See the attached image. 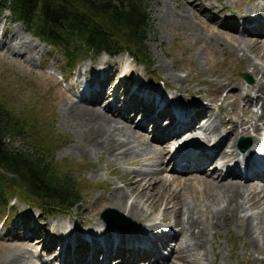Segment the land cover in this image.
<instances>
[{"label":"bare ground","instance_id":"bare-ground-1","mask_svg":"<svg viewBox=\"0 0 264 264\" xmlns=\"http://www.w3.org/2000/svg\"><path fill=\"white\" fill-rule=\"evenodd\" d=\"M247 1L248 4L246 5V8H244V14H242L240 21L246 25L241 30V32H245L244 34L246 35H242L245 38L243 41L244 43H249H247L249 46L248 49H250L251 52H253L252 49L258 50V48L263 47V53L260 55H258L256 51L253 53L264 62V0ZM187 2L190 7H194V9L198 10V17L201 20H208V25L204 23L205 26H202L204 30H210V27L216 25L218 18L213 9L211 12L212 17H209L207 15L209 10L204 7L205 5L195 4L197 3V0H192V2L191 0H187ZM186 13L188 14V12L183 11L181 16L184 25H188L189 22H192L194 17V13L189 12L188 15ZM223 21L224 23H228V25L234 23L236 25V23H238L234 19L228 22L223 19ZM224 26L225 27L221 24V28L216 29L217 32L208 31V38L215 46L223 44L221 50H224V48L228 46L225 41L226 38L237 42L234 35L236 27L234 29L230 28L231 30H229L228 26ZM190 27L194 33H201L202 31L200 29L201 26L198 24H191ZM5 32H7V30L4 26H1L0 37L2 39L0 38V48L4 47L7 52L13 50L15 51L14 53H19L16 49L21 50L24 46H31V44L34 46L36 45L37 47L39 46V49L45 47L40 40L30 33L27 39L19 35L18 32H15L16 35H18V41L11 46L5 43L7 42V36L3 35ZM23 54L17 55L23 56ZM102 54L105 55L106 53ZM121 55H124L122 56L123 59L127 57L129 60V57L126 56V54H120L117 57ZM247 60L249 64L247 65V68L252 75L255 76L256 81L255 84L248 86L244 92L239 88L241 85L240 81H217L219 82L217 89L223 90L228 87V93L224 97L225 100L230 101L228 104H235L240 100L244 101L243 111L245 115L243 117H237L235 119L236 121L230 118L225 120L222 115L218 114L220 110L218 113H215L210 109L211 107L207 105L194 106V108L197 109L190 116L185 112L193 109V107L188 110L186 107L185 109L180 108V110H176L177 116H175L174 111L168 107V104L178 103L177 100H166L165 98L168 97L165 91H161L158 87H153L155 85L150 87V83L147 80L142 81L137 75L136 70H134L137 68L142 71L141 65L138 66L136 64L129 66V70L121 76L118 73L119 70L116 69L119 65L118 63L111 60H101L96 65V69H93L94 72L90 71L91 76L86 75V78H89L87 81L81 79V75H79V84H81L82 87L80 94H83L85 100L79 99L76 102H66L63 104L60 109L62 122L65 127L73 130L81 140V142L79 140L77 141L78 145L75 150H82L89 146L91 152L106 154L107 158L110 160L128 161L134 164L140 162H152L155 166H159L160 170H158L157 173L154 172L158 178L161 177L159 175L167 172L168 160L164 163L162 159L166 157L167 152H169L171 148V144L180 138L178 137L180 133L168 135V132L171 131L170 128L160 133L161 131L158 130L159 126L156 124L159 119V122L166 123V119L172 120L177 118V121L180 122V126L176 130L182 128L183 131L187 130V132L193 131L200 132L203 135L207 134L205 135L206 140L209 139V141V137H211L209 130L213 132L215 136L213 137L212 142L214 143L211 145L216 148V150L209 159L211 160L212 157H214V161L223 160L224 162L222 164L229 163L231 157L235 159L237 146H234L238 136L252 134V142L248 144L242 143L243 145H241L242 148H245L244 151H247L244 156H249L251 158L250 155H252L253 149L248 150V147H250L251 144L252 148H255V146H263L264 64H258L250 58ZM120 62H122V60H120ZM108 80H114L112 85L114 90L116 89L115 91H113L112 88L107 89V84L109 83ZM151 88L153 90V95L150 94L149 91L147 92V89L151 90ZM120 90L122 91V97L116 94V91ZM197 91L199 90L197 89ZM252 91L254 92L253 96L251 95ZM161 99H163V102L158 108ZM189 99L190 104L197 103V100H192L191 96H189ZM181 100L182 103H186L183 101V98ZM104 102L107 103V106L101 110L98 106L101 107V104L103 105ZM256 104H261L259 111L252 108V106H256ZM223 111L225 110L223 109ZM136 112H138L141 118L142 116L143 118L145 117V121L144 123H140L141 125L133 122L131 123V115ZM150 116L152 120H157L155 125L151 127V139L147 137L148 129L145 126L146 122L150 121ZM198 118H203L200 122L204 121L206 126L204 125L205 123L201 124L196 122ZM161 119L164 120L161 121ZM226 127H228L229 130H227ZM159 128L165 127L161 126ZM223 131L224 134L221 135ZM200 144L205 143L202 142ZM195 145L196 143L191 145V147L185 151L194 150ZM226 148H231V150H226ZM238 155H240V153H238ZM175 159L177 162H184V160H189L190 157L187 158V152H178L175 154ZM196 159L197 158L195 157L194 160ZM171 160L173 159L171 158ZM247 162L249 163L248 160ZM194 166L195 165H192V163H185L181 166L182 169L178 172L172 167L171 172H174L178 176L167 175L159 180L158 185L161 184L162 188L169 190L170 198H168V200H177L176 205H178H172L171 207L165 208L161 212V217L152 218L151 215L146 213L147 207L152 206L154 202L152 196H147L144 199L147 191L152 192L153 195H157L151 183L146 188H143L141 185V181H143L142 179L137 180L130 175H126V177L119 176L127 184V187H130L129 191L131 193L136 192V198L139 196L138 198H140V201L146 204V206H141L139 201L129 200L128 198L131 193L125 192L121 188L115 189V192L108 198L102 196L99 200L100 206H107L106 208L108 209L113 207L126 216L135 217L138 223L132 225L127 230H118L114 232L111 228L108 229V225H104L103 221L99 219L94 221L93 225L90 227H85L87 229L86 231H77V228L75 227L71 231L65 230L64 232H60L49 241V237L46 235L48 232L45 233V226L47 223L37 225L34 220L30 219V217H25L26 219H22L16 224L19 231L24 229L25 235L23 238L17 237L15 239L23 242H15L14 244L8 245L11 250L2 262L4 261V264H12V262L16 261L18 264H31L26 262L33 258V254L29 251H25L26 247L28 245H41V251L45 250L46 252L47 250H52L51 254H53V256H57V253L59 252L58 258L61 261L59 264H82V262L79 263V254L77 251L78 244L74 242L77 237H85L100 242L104 239V246H109V252L107 254L104 253V256H99V264H111L112 259L115 261L114 264H165V262L168 263V261H171L170 258L173 256L176 258L177 255H182L185 258L186 252L197 253L201 251L205 256L208 252L205 249L206 243H211V238L214 236L213 234L225 232L231 227H235L242 233L244 239L247 240L251 250L259 255L257 260L261 264H264V181L260 180L262 182H251L245 180L243 182L240 177L230 172V168H227V172L222 174L217 171L216 166H214L213 170L210 172L206 171V167L199 169L196 173L186 174L184 172V170L187 171V169H191ZM248 167H250V165ZM187 175L192 176L189 177ZM156 182L155 179L153 184ZM198 183L203 184L201 185L203 196L204 189H210L207 203L203 200H196L193 195L196 186H198L196 184ZM137 187H141L140 190H137ZM185 196L186 200L189 202L185 201ZM179 202L184 203L179 205ZM256 207H259L260 209H258L260 211H257L256 213L247 212V209ZM152 211L153 210H151V212ZM170 213H173L172 221L168 218ZM207 217L210 219L209 222H207ZM59 225H62V223H59ZM103 225L105 227H103ZM95 226L102 227L101 232H93L91 228H95ZM135 236H145L147 239L146 244L150 245L152 249L155 248L160 250L162 248H168V246L173 244L174 241H176L174 244L176 247L169 249V251H171V256L168 258L162 257V254L155 255L156 252L153 250L150 253L148 251L149 249H143L141 247L138 249L132 247L125 249L126 244L123 243L128 240L136 239ZM209 237L211 238L209 239ZM111 238L118 239L119 245L113 246L110 244L109 242ZM100 250L99 247L95 248L96 253ZM123 253L127 254L124 256ZM136 253L137 255H134ZM55 258L56 257H53V259ZM21 261L25 262L22 263ZM43 262H45L44 264H49L48 261ZM92 262H94L93 264H97L96 259Z\"/></svg>","mask_w":264,"mask_h":264},{"label":"rangeland","instance_id":"rangeland-1","mask_svg":"<svg viewBox=\"0 0 264 264\" xmlns=\"http://www.w3.org/2000/svg\"><path fill=\"white\" fill-rule=\"evenodd\" d=\"M145 1L148 5L147 10L151 25L146 32V38L143 42L146 45V70L143 66H141L142 71L137 68L134 69L139 78L142 81L147 80L148 82H151L156 77L159 78L160 80L154 85L161 91H165L170 100L175 99L179 104L187 106L186 108L196 105H207L215 113H218L220 110L218 114L222 115L225 120L230 118L236 121L235 119L237 117H243L245 115L243 111L244 101L240 100L238 103L228 104L230 101L224 99L228 93V87L223 90L217 89L219 84L217 81H240L241 85L239 88L244 92L248 86L255 84L256 81L255 76L247 68V65H249L247 59L250 58L258 64H264L253 53L256 51L260 55L263 53V47L258 48V50L252 49L253 52H251L248 49L249 43L247 42V44L243 41L245 38L242 35H245V32L240 31L241 27H239V24L236 23L235 25L234 23L228 25V23H224L223 21V19L226 22L234 19L240 22L248 1L197 0L195 4L205 5L204 7L209 10L207 12L209 17H212V9L216 12L218 20L214 27H210V30H204L202 28V26H205L204 23H208V20H201L198 17V10L190 7L187 0ZM183 11L188 12V14L189 12L194 13L193 21L189 22L188 25L183 24L184 21L181 17ZM191 24L200 25L201 33H194L190 29ZM221 24L223 27H225L224 25L228 26L229 30H231L230 28L234 29L236 27L234 35L237 42L226 38L225 41L228 46L224 48V50L226 49L225 51L221 50L223 44L215 46L208 38V31L217 32L216 29H220ZM1 26H4L7 30L3 34L7 36V42L5 43L11 46L18 41L17 32L24 38L29 36L24 24L20 21L13 20L10 17L8 9L0 11V28ZM44 46L43 49H39V46L37 47L31 44V46H24L21 50L16 49L19 53H14L15 51L13 50L7 52L4 47L0 48V103L12 115L18 118H25L32 125L36 124V126L28 130L31 135L35 134L34 136L39 140L46 139L47 143L50 142V136H52L56 147L52 150L51 155L53 156L54 162L58 163L55 166L56 171L58 174L69 172L73 179L79 183V188L77 189L80 193V198L79 201L74 203L65 212L59 213L57 211V213H52V215H46L37 209L39 207L33 205L34 200L31 198H27V200L22 196V190H20L21 196L15 191L9 199L8 206L0 208V264H4L2 260L5 259V256L11 250L8 245L14 244L15 242H23L15 239L17 237L23 238L25 235L24 229L21 228L23 230L19 231L16 224L18 221L26 219L25 217H30L37 225L47 223L45 233L48 232L46 235L49 237V241L60 232H64L65 230L71 231L75 227L77 231H86L87 227H90L94 221L101 218L102 214H104L103 211L106 209L112 211L109 213V215L113 216L111 219H117L116 221L122 223L120 225L123 227L129 223L132 225L138 223L135 217L126 216L113 207L108 209L106 208L107 206H100V198L102 196L105 198L110 197L117 188H121L125 192H130V187L128 188L127 184L120 177L130 175L137 180L142 179L141 185L143 188H146L150 183L153 185L157 195H153L152 192L147 191L144 197V199L147 196L154 198L153 205L148 206L146 211L152 218L161 217V212L165 208L177 204V200H168L170 198L169 190L162 188L161 184L158 185L162 177L167 175L178 176L174 172H171V164L166 161L168 160L170 152H167L166 157L162 159L164 163H168L167 172L162 173V175H159L161 177L158 178L156 173L160 170L159 166H155L152 162L134 164L128 161L110 160L106 154L91 152L89 146L82 150H75L78 145L77 141L79 140L81 142V140L73 130L65 127L62 122L60 110L62 105L66 102L78 101L77 97H74V89H77L79 86V75H81V79L87 81L89 78H86V75L89 76L90 71L94 72L93 69H96L98 62L101 60H111L119 64L116 69L123 76L129 70V66L136 65V62L128 55V52H123L122 54H126L129 60L127 57L123 59L122 56L124 55L110 57L108 54L103 55L100 53L101 55L97 59H79L73 68L63 70L64 58L59 52L52 50L47 44H44ZM17 54H23V56ZM244 75L248 76L251 81L249 82ZM113 81L108 80L107 89L112 88L115 91L116 89L114 90L112 85ZM161 83L164 84V88ZM116 94L122 97L121 90L116 91ZM251 95H254L253 91ZM189 96L192 97V100H197V103L190 104ZM182 98L186 103H182ZM106 106L107 103L104 102L98 108L102 110ZM254 106L252 108H255L256 111H259L261 108V104ZM139 117L137 112L134 113L131 118V123H135ZM33 128H37V131L34 132ZM226 129L229 130L228 127ZM209 134L211 136L209 137L210 141H212L215 134L210 130ZM223 134L224 131L221 135ZM243 136L248 137L246 134ZM147 137L151 139L149 134H147ZM8 142L17 147L24 146L29 149L30 146L28 144L33 147L39 141L35 140V142L30 143L28 140L24 141L18 137H11ZM208 170H211L210 167H208ZM155 179L157 182L153 184ZM196 185L198 186H196L193 192L195 199L199 201L203 200L207 203L210 189H204L203 196V192L201 191V185L203 184L198 183ZM140 188L137 187V190H140ZM138 197L136 198V192H134L130 194L128 199L131 201H139L141 206H146ZM185 201H187L186 196ZM183 203L179 202V205ZM258 208H249L250 210L247 209V212L256 213L260 211V208ZM151 210L153 211L151 212ZM172 217L173 213H170L168 217L170 221H172ZM209 221L210 219L207 217V222ZM59 223H62L63 226L59 225ZM93 228H91L93 232L101 231V228L98 226H95L94 230ZM213 235L212 238L209 237L212 240L211 243H206L205 249L208 252L207 254L205 253V256L201 251L197 253L186 252L185 258L182 255H177L179 259L173 256L170 258L171 261H168V263L165 262V264H261L257 260L259 255L251 250L247 240L244 239L242 233L235 227ZM41 247V245H28L26 247L25 251L33 254V258L26 263L44 264L45 262L43 261H48L49 264L59 263L58 255L53 256L51 254L52 250H47L46 252L45 250L41 251ZM53 257L56 258L53 259ZM21 262L24 263L25 261ZM114 263L115 261L112 259L111 264ZM12 264L18 263L15 261Z\"/></svg>","mask_w":264,"mask_h":264},{"label":"trees","instance_id":"trees-1","mask_svg":"<svg viewBox=\"0 0 264 264\" xmlns=\"http://www.w3.org/2000/svg\"><path fill=\"white\" fill-rule=\"evenodd\" d=\"M147 7L145 0H0V10L8 9L13 20L60 53L63 70L102 51L109 56L128 52L146 67ZM34 126L0 103V208L8 206L16 191L46 215L65 212L79 201V183L69 172L57 173L51 155L55 142L52 136L47 143L31 135ZM11 137L39 142L27 149L9 143Z\"/></svg>","mask_w":264,"mask_h":264},{"label":"water","instance_id":"water-1","mask_svg":"<svg viewBox=\"0 0 264 264\" xmlns=\"http://www.w3.org/2000/svg\"><path fill=\"white\" fill-rule=\"evenodd\" d=\"M110 211H111V210H110ZM110 211L106 209V210L104 211V214H102L103 218L106 219V220H108V221H111V220H110V219H111V218H110L111 215H109ZM107 212H108V213H107Z\"/></svg>","mask_w":264,"mask_h":264}]
</instances>
